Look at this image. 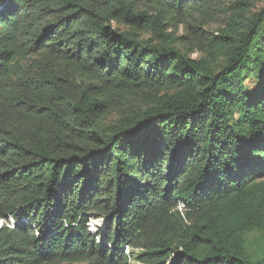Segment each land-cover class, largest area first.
I'll return each mask as SVG.
<instances>
[{
  "label": "trees",
  "instance_id": "obj_1",
  "mask_svg": "<svg viewBox=\"0 0 264 264\" xmlns=\"http://www.w3.org/2000/svg\"><path fill=\"white\" fill-rule=\"evenodd\" d=\"M252 6L0 0V264H264Z\"/></svg>",
  "mask_w": 264,
  "mask_h": 264
},
{
  "label": "rangeland",
  "instance_id": "obj_2",
  "mask_svg": "<svg viewBox=\"0 0 264 264\" xmlns=\"http://www.w3.org/2000/svg\"><path fill=\"white\" fill-rule=\"evenodd\" d=\"M226 2H232V1H235V0H225ZM253 2V6L250 8V12H253V11H256L258 10L259 8H261L262 6H264V0H252ZM224 4H226L224 2ZM213 17H211V19L209 17H205V20L203 22L202 19H198V22H196L195 24L196 25H199V23L201 24V26L203 28H206L207 30L209 31H214L216 30V27L219 25V22H220V18L222 16L221 12H215L214 15H212ZM192 21L190 19H187L185 21L182 20L181 22H175L174 25L172 27H170L169 30H174L176 32V34L180 35V34H183L187 31V26H188V23H191ZM197 54L196 53H192V56H196ZM248 83L250 82L249 80L247 81ZM247 83V84H248ZM249 87L252 88L253 87V84H249ZM102 218H99V217H96V216H88V228L89 230L91 231H96L101 225H102V221H101ZM7 222H9L11 224L12 220L10 217H8L7 220H4V219H0V225L2 224H7ZM8 225V224H7ZM94 229V230H93ZM246 241H247V244L250 246L251 250H260V249H263L262 248V241L260 239V233L258 231H254V232H251L249 234H247L246 236ZM129 251V250H127ZM55 264H85L84 262H62V263H55ZM130 264H140L136 261H131Z\"/></svg>",
  "mask_w": 264,
  "mask_h": 264
},
{
  "label": "clouds",
  "instance_id": "obj_3",
  "mask_svg": "<svg viewBox=\"0 0 264 264\" xmlns=\"http://www.w3.org/2000/svg\"><path fill=\"white\" fill-rule=\"evenodd\" d=\"M10 218H11V217H10ZM11 219H12V218H11ZM12 222H13V219H12ZM12 222H11V223H12ZM8 223H9V222H7V224H8ZM8 225H9V224H8ZM0 226H1V225H0Z\"/></svg>",
  "mask_w": 264,
  "mask_h": 264
},
{
  "label": "bare ground",
  "instance_id": "obj_4",
  "mask_svg": "<svg viewBox=\"0 0 264 264\" xmlns=\"http://www.w3.org/2000/svg\"><path fill=\"white\" fill-rule=\"evenodd\" d=\"M102 223H103V220L101 219ZM100 228V227H99ZM95 232V231H94Z\"/></svg>",
  "mask_w": 264,
  "mask_h": 264
},
{
  "label": "built area",
  "instance_id": "obj_5",
  "mask_svg": "<svg viewBox=\"0 0 264 264\" xmlns=\"http://www.w3.org/2000/svg\"><path fill=\"white\" fill-rule=\"evenodd\" d=\"M12 220V219H11Z\"/></svg>",
  "mask_w": 264,
  "mask_h": 264
}]
</instances>
